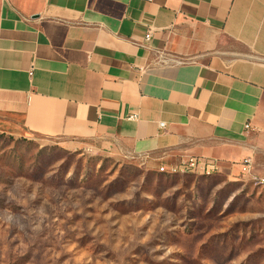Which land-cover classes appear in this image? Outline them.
Returning <instances> with one entry per match:
<instances>
[{"label": "crops", "instance_id": "0c3cea01", "mask_svg": "<svg viewBox=\"0 0 264 264\" xmlns=\"http://www.w3.org/2000/svg\"><path fill=\"white\" fill-rule=\"evenodd\" d=\"M0 125L264 178V0H0Z\"/></svg>", "mask_w": 264, "mask_h": 264}, {"label": "rangeland", "instance_id": "374dc122", "mask_svg": "<svg viewBox=\"0 0 264 264\" xmlns=\"http://www.w3.org/2000/svg\"><path fill=\"white\" fill-rule=\"evenodd\" d=\"M161 166L0 125V264H264V178Z\"/></svg>", "mask_w": 264, "mask_h": 264}, {"label": "built area", "instance_id": "2783aa9c", "mask_svg": "<svg viewBox=\"0 0 264 264\" xmlns=\"http://www.w3.org/2000/svg\"><path fill=\"white\" fill-rule=\"evenodd\" d=\"M152 38V31L146 35V41H150ZM165 124H161L164 126ZM246 128H250V124L246 125ZM163 171H171L177 173H185V172H201V173H214V172H222L221 166L216 162V160L211 158H203V157H191L188 160H185L178 165L172 166L170 168L162 167Z\"/></svg>", "mask_w": 264, "mask_h": 264}]
</instances>
